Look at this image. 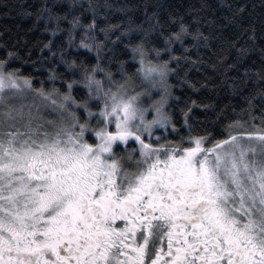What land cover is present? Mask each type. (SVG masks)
Listing matches in <instances>:
<instances>
[{"label": "snow or ice", "instance_id": "obj_1", "mask_svg": "<svg viewBox=\"0 0 264 264\" xmlns=\"http://www.w3.org/2000/svg\"><path fill=\"white\" fill-rule=\"evenodd\" d=\"M15 8L30 23L0 33V264H264V0H203L190 20L147 0ZM190 72L230 103L182 105Z\"/></svg>", "mask_w": 264, "mask_h": 264}, {"label": "trees", "instance_id": "obj_2", "mask_svg": "<svg viewBox=\"0 0 264 264\" xmlns=\"http://www.w3.org/2000/svg\"><path fill=\"white\" fill-rule=\"evenodd\" d=\"M18 2H23V0H0V4H8L10 7L8 9H4L0 7V33H4V39H8L9 43H11L13 40L17 38L18 34H23V28H26L30 21H23L21 22L19 17L16 16L17 9L15 8V5ZM27 2H31V0H27ZM116 2H124V0H116ZM131 3H144L145 0H129ZM148 3H160L163 5V8L161 9V14L163 17H167L169 13L172 15H184L186 20H190L191 17L188 15L189 11L192 8L199 7V5L203 2V0H147ZM209 3L215 4L218 2V0H208ZM4 11H8L9 15L4 16L2 13ZM211 13H209L210 15ZM119 13L117 14V17H119ZM137 17L140 16V12L137 11L134 13ZM15 17V18H13ZM21 24V28H17V24ZM32 39H35V37L38 35V33H31L29 34ZM47 35V34H45ZM187 42H190L187 41ZM3 50H0V53H2ZM83 51V50H82ZM33 58H35V52L33 55ZM121 59H127V54H123L120 56ZM129 63H132L129 61ZM13 67L20 68L21 71L27 75L32 72V68L30 65H22L21 62L17 61L13 65ZM208 74L211 75V69H208ZM47 76V71L42 70L40 73H33V79L35 82V79L38 77L39 79H45ZM189 79L192 83L196 85V87L200 88V92L196 93L193 92L192 89L184 84L180 85L178 87L174 88V92L176 95L181 96L182 98V105L187 104L190 102L191 99H196L203 103H210L214 102L216 104V110L219 111V109L223 108L224 105L230 103V97L228 94L225 93V89L221 88L219 89L220 95L217 97L215 93H209L207 90V87H202V85L205 84V76L204 73H196V72H190L189 73ZM219 78L215 81H212V83H218ZM172 83L174 85L179 84V81L176 78H172ZM240 98L239 97H231V104H239ZM237 111H239V108H237ZM193 114L200 118L201 121H203V118L205 116V110L202 108H194ZM209 115L214 118V113L212 110H209ZM177 119L182 123V117L179 112L176 113ZM225 116L227 119L223 120L222 122L227 123L228 120L232 118L231 111L228 110L225 112ZM206 130H211V125L202 122L199 123L196 131L203 134Z\"/></svg>", "mask_w": 264, "mask_h": 264}]
</instances>
